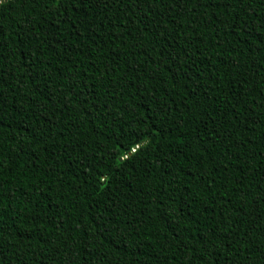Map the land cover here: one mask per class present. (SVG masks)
<instances>
[{
	"label": "trees",
	"instance_id": "1",
	"mask_svg": "<svg viewBox=\"0 0 264 264\" xmlns=\"http://www.w3.org/2000/svg\"><path fill=\"white\" fill-rule=\"evenodd\" d=\"M0 264H264V0H0Z\"/></svg>",
	"mask_w": 264,
	"mask_h": 264
}]
</instances>
